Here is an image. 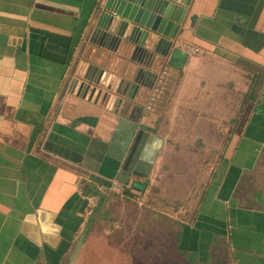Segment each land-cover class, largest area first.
Returning <instances> with one entry per match:
<instances>
[{"label":"crops","instance_id":"0c3cea01","mask_svg":"<svg viewBox=\"0 0 264 264\" xmlns=\"http://www.w3.org/2000/svg\"><path fill=\"white\" fill-rule=\"evenodd\" d=\"M97 2L0 0V264H68L95 210L88 192L153 183L173 137L209 151L226 120L236 126L192 219L182 205L165 215L193 264H264V0H193L153 89L114 111L72 85L88 64L115 80L135 66L91 42ZM106 245L86 239L75 264Z\"/></svg>","mask_w":264,"mask_h":264},{"label":"rangeland","instance_id":"374dc122","mask_svg":"<svg viewBox=\"0 0 264 264\" xmlns=\"http://www.w3.org/2000/svg\"><path fill=\"white\" fill-rule=\"evenodd\" d=\"M243 100L241 98L238 102L236 97L231 101V114L235 118L243 108ZM152 107L153 104L148 110H152ZM161 123L163 119H159L155 127L159 128ZM218 123L226 129L222 135L217 130ZM236 123L235 120L215 122L216 129L208 142L209 151L201 139H194L191 147L185 146L189 137L183 143H177L176 137H173L170 143L175 147L171 153H167L163 168L156 174L153 183L142 181L139 187L119 186L100 191L90 210L93 211L105 197L104 212L102 218L91 224L86 239H101L108 245L103 249L98 248L96 251L100 254L95 252L82 264H159L152 260L148 262L143 256L157 253L163 240H176L177 223L165 213L171 214L174 208L182 205L185 214L183 221L190 222L224 157V149ZM180 199L183 202H179ZM190 199L195 200L193 209L189 207ZM117 254L124 258L135 256L139 263L118 258ZM168 256L174 257V249L168 250Z\"/></svg>","mask_w":264,"mask_h":264},{"label":"water","instance_id":"95a60500","mask_svg":"<svg viewBox=\"0 0 264 264\" xmlns=\"http://www.w3.org/2000/svg\"><path fill=\"white\" fill-rule=\"evenodd\" d=\"M193 0H98L91 22V42L111 53H121L134 67H127V79L115 80L98 66L88 64L72 81L76 94L94 96L111 110L128 107L140 89L152 90L158 75L153 72L157 58H168ZM99 194L98 191L88 192ZM103 202L97 205L85 232L76 243L68 264H75L85 245L91 224Z\"/></svg>","mask_w":264,"mask_h":264},{"label":"flooded vegetation","instance_id":"af4514ba","mask_svg":"<svg viewBox=\"0 0 264 264\" xmlns=\"http://www.w3.org/2000/svg\"><path fill=\"white\" fill-rule=\"evenodd\" d=\"M177 226L178 225H176V240H171L168 242L166 240L161 241L160 245L158 246L157 253H149L147 256H143V259L147 260L148 262L151 260L159 262L164 255H167V257H170L171 259H177L179 257H182L186 262H188L187 264H193L196 261L195 254L186 251H181L179 248V239L181 234L179 232L180 228ZM162 232L164 233L165 231ZM169 249H174V257L168 256Z\"/></svg>","mask_w":264,"mask_h":264},{"label":"built area","instance_id":"2783aa9c","mask_svg":"<svg viewBox=\"0 0 264 264\" xmlns=\"http://www.w3.org/2000/svg\"><path fill=\"white\" fill-rule=\"evenodd\" d=\"M165 75H166V73H163L162 76L160 77V79L158 80V87H159L161 84H163L164 76H165ZM158 87L155 88L156 94L159 93V89H158ZM155 100H156V97H155V96L152 97V98H151V101H150V104H151V103H154ZM150 104L148 105V109L151 108ZM114 188H117V187H114ZM95 200H96L95 197H90V198H88V201H89V204H90V205H93V203H94Z\"/></svg>","mask_w":264,"mask_h":264},{"label":"trees","instance_id":"16d2710c","mask_svg":"<svg viewBox=\"0 0 264 264\" xmlns=\"http://www.w3.org/2000/svg\"><path fill=\"white\" fill-rule=\"evenodd\" d=\"M106 186L110 187L109 185H106Z\"/></svg>","mask_w":264,"mask_h":264}]
</instances>
